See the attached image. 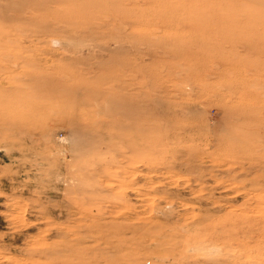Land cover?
<instances>
[{
  "label": "rangeland",
  "instance_id": "rangeland-1",
  "mask_svg": "<svg viewBox=\"0 0 264 264\" xmlns=\"http://www.w3.org/2000/svg\"><path fill=\"white\" fill-rule=\"evenodd\" d=\"M40 3L0 13V264H264V0Z\"/></svg>",
  "mask_w": 264,
  "mask_h": 264
},
{
  "label": "bare ground",
  "instance_id": "bare-ground-1",
  "mask_svg": "<svg viewBox=\"0 0 264 264\" xmlns=\"http://www.w3.org/2000/svg\"><path fill=\"white\" fill-rule=\"evenodd\" d=\"M0 1H2L3 3V7L0 8L1 15H8V13L12 10L16 14L17 12H22V11L23 12L36 11L42 6L40 0H0Z\"/></svg>",
  "mask_w": 264,
  "mask_h": 264
}]
</instances>
